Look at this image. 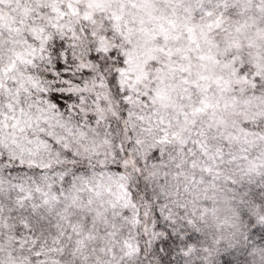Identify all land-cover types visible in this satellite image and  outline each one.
Here are the masks:
<instances>
[{"label":"snow or ice","instance_id":"snow-or-ice-1","mask_svg":"<svg viewBox=\"0 0 264 264\" xmlns=\"http://www.w3.org/2000/svg\"><path fill=\"white\" fill-rule=\"evenodd\" d=\"M0 264H264V0H0Z\"/></svg>","mask_w":264,"mask_h":264}]
</instances>
